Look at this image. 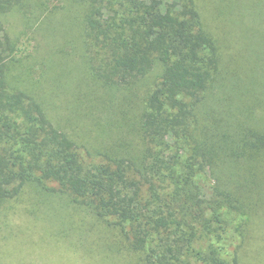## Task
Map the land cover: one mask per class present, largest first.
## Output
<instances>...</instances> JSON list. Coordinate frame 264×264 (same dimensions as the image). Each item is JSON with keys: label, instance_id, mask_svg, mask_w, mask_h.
I'll list each match as a JSON object with an SVG mask.
<instances>
[{"label": "trees", "instance_id": "1", "mask_svg": "<svg viewBox=\"0 0 264 264\" xmlns=\"http://www.w3.org/2000/svg\"><path fill=\"white\" fill-rule=\"evenodd\" d=\"M50 1L0 0V204L27 187L36 200L65 199L117 230L139 264H242L233 235L243 238L244 226L264 215V115L253 110L264 103V20L262 28L245 24L261 45L253 51L258 75L222 59L223 40L195 0H67L82 10L88 91L154 75L132 134L91 156L16 70L7 23ZM248 1L261 16L264 0ZM202 176L214 181L209 189Z\"/></svg>", "mask_w": 264, "mask_h": 264}, {"label": "rangeland", "instance_id": "2", "mask_svg": "<svg viewBox=\"0 0 264 264\" xmlns=\"http://www.w3.org/2000/svg\"><path fill=\"white\" fill-rule=\"evenodd\" d=\"M217 2L195 0L211 32L223 40L222 59L234 64L237 58L245 63L244 72L260 75L253 53L258 52V43L247 37L245 24L262 28L264 11L256 15L248 0L243 1L247 4L242 10L239 2L223 0L217 11ZM31 11L36 16L28 19L30 14L23 15L20 23L13 16L7 23L17 42L16 57L21 60L17 73L32 83L31 90L39 94L48 115L76 136L85 152L94 156L118 148L122 138L132 134L139 106L153 88L154 75L113 92L88 91L87 60L92 55L81 35V8L67 0H51L42 13H27ZM260 104L253 110L264 115V103ZM207 178L202 176L200 181L209 189L214 181ZM34 191L27 187L17 198L0 204V264H139L117 230L84 210L67 206L65 199L36 200ZM242 235H233L236 242H242V264H264V215L245 225ZM115 240L119 243L113 249L110 243Z\"/></svg>", "mask_w": 264, "mask_h": 264}]
</instances>
